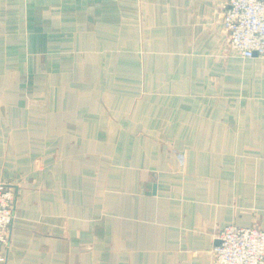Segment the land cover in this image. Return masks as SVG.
I'll return each mask as SVG.
<instances>
[{"label": "crops", "instance_id": "0c3cea01", "mask_svg": "<svg viewBox=\"0 0 264 264\" xmlns=\"http://www.w3.org/2000/svg\"><path fill=\"white\" fill-rule=\"evenodd\" d=\"M225 0H0V264H212L264 230V59Z\"/></svg>", "mask_w": 264, "mask_h": 264}, {"label": "built area", "instance_id": "2783aa9c", "mask_svg": "<svg viewBox=\"0 0 264 264\" xmlns=\"http://www.w3.org/2000/svg\"><path fill=\"white\" fill-rule=\"evenodd\" d=\"M227 46L241 58L264 59V0H227L221 13ZM16 193L0 182V262L6 261L9 232L15 218ZM211 250L212 264H264V230L225 227Z\"/></svg>", "mask_w": 264, "mask_h": 264}, {"label": "rangeland", "instance_id": "374dc122", "mask_svg": "<svg viewBox=\"0 0 264 264\" xmlns=\"http://www.w3.org/2000/svg\"><path fill=\"white\" fill-rule=\"evenodd\" d=\"M226 2H227V0H225V3H224V8H223V10L225 9V5H226ZM221 23H222V21H221ZM223 25V24H222ZM223 32H224V29H223ZM235 226V225H234ZM238 227V226H237ZM240 228H244V227H240ZM250 228V227H249Z\"/></svg>", "mask_w": 264, "mask_h": 264}, {"label": "water", "instance_id": "95a60500", "mask_svg": "<svg viewBox=\"0 0 264 264\" xmlns=\"http://www.w3.org/2000/svg\"><path fill=\"white\" fill-rule=\"evenodd\" d=\"M220 243H221V241H218V242H217V245H219Z\"/></svg>", "mask_w": 264, "mask_h": 264}]
</instances>
